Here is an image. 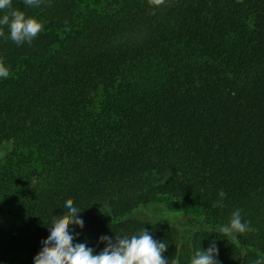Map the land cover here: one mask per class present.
<instances>
[{
    "label": "trees",
    "instance_id": "obj_1",
    "mask_svg": "<svg viewBox=\"0 0 264 264\" xmlns=\"http://www.w3.org/2000/svg\"><path fill=\"white\" fill-rule=\"evenodd\" d=\"M12 8L42 31L0 60V264H34L65 202L76 243L143 229L164 257L190 264L213 242L218 264L264 259V0H42ZM7 10L0 11V19ZM225 196L220 206L219 192ZM159 197L204 211L219 228L240 210L249 231L182 237L123 217ZM241 248L248 250L243 254Z\"/></svg>",
    "mask_w": 264,
    "mask_h": 264
},
{
    "label": "clouds",
    "instance_id": "obj_2",
    "mask_svg": "<svg viewBox=\"0 0 264 264\" xmlns=\"http://www.w3.org/2000/svg\"><path fill=\"white\" fill-rule=\"evenodd\" d=\"M29 7L40 6L42 0H23ZM149 4L159 7L165 0H148ZM0 19V37L5 35L3 26H7L10 39L17 45L25 42L31 43L42 31V24L35 18H26L23 11L12 8V0H0V11H5ZM10 70L0 60V78L7 79ZM220 201L213 207L220 206L225 193L219 192ZM64 214L53 216L51 226L48 227L50 235L42 241V250L34 257V264H169L164 257L167 250L166 242H158L144 229L131 237L115 236L113 242L109 237H101V242H106L107 247L102 252L94 255L87 241L76 243L71 226L73 224L83 227V221L79 218L81 213L73 206V200L65 202ZM218 230L226 236L236 238L235 234H243L254 231L248 222H242L240 210L232 213L227 225L220 226ZM218 249L215 242L206 251L197 250L191 257L190 264H218L215 257ZM172 264H176L173 260ZM255 264H264V259H257Z\"/></svg>",
    "mask_w": 264,
    "mask_h": 264
},
{
    "label": "rangeland",
    "instance_id": "obj_3",
    "mask_svg": "<svg viewBox=\"0 0 264 264\" xmlns=\"http://www.w3.org/2000/svg\"><path fill=\"white\" fill-rule=\"evenodd\" d=\"M11 149L12 144L0 142V162L4 160ZM99 214H104L111 222L134 219L170 224L179 230L182 237H191L198 232L221 233L204 211L195 206L185 207L182 200L171 197H159L153 203L140 206L123 217L113 216L108 209H102ZM241 250L243 254L248 253V250L244 248H241Z\"/></svg>",
    "mask_w": 264,
    "mask_h": 264
}]
</instances>
